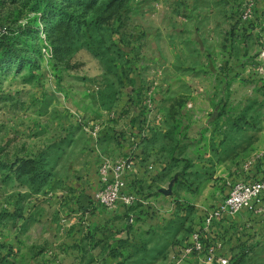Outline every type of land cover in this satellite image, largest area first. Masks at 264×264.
Returning a JSON list of instances; mask_svg holds the SVG:
<instances>
[{"label": "rangeland", "instance_id": "obj_1", "mask_svg": "<svg viewBox=\"0 0 264 264\" xmlns=\"http://www.w3.org/2000/svg\"><path fill=\"white\" fill-rule=\"evenodd\" d=\"M0 30V264H202L183 248L264 179V0H0ZM103 140L138 202L88 242ZM233 247L264 264V241Z\"/></svg>", "mask_w": 264, "mask_h": 264}, {"label": "built area", "instance_id": "obj_2", "mask_svg": "<svg viewBox=\"0 0 264 264\" xmlns=\"http://www.w3.org/2000/svg\"><path fill=\"white\" fill-rule=\"evenodd\" d=\"M136 168L133 159L107 158L102 161L98 167V187L93 196L96 204L104 209L122 211L134 206L138 202L137 194L132 191ZM263 206L264 179L232 185L226 198L209 213L201 232L193 236L191 245L183 248L184 255H203L202 264H231L230 258L222 253L224 244L218 235L222 222L244 211L260 212Z\"/></svg>", "mask_w": 264, "mask_h": 264}, {"label": "crops", "instance_id": "obj_3", "mask_svg": "<svg viewBox=\"0 0 264 264\" xmlns=\"http://www.w3.org/2000/svg\"><path fill=\"white\" fill-rule=\"evenodd\" d=\"M91 143L92 144L89 145L90 148H93L97 154H95L96 156L93 157L88 156L83 159L84 163L86 164L85 167L87 166L86 169L83 170V172L89 174L90 180L95 179V181H97L96 175L98 174L97 173L98 163L106 160L107 158L115 159V157L118 156L116 155L117 148L115 147V145L111 144V142L106 143L105 140H103L102 142L99 141L98 145H95L93 141H91ZM86 160H90V161L86 163L85 162ZM136 164L138 163L136 162ZM138 168L139 165L136 168V172ZM138 175L140 176V173H138ZM254 175H253L254 177L257 176L255 173ZM78 196L79 198H77L76 204H79L88 198L87 199L88 204H86V206L83 205L88 212V220L87 222L83 220L82 223L80 222L74 223L75 224L73 226L75 230L74 233L75 235L77 234L76 235L77 237H83L82 234L87 232V236L85 238L86 241L88 240V242H92V241L99 242L102 240V235L100 234V232L102 233L104 232L105 229L106 230L110 229V227L109 228L107 227L108 222L106 221V219L115 218L116 216H118V214H121L123 211L119 209L109 210L99 207L98 205L94 204L95 201L93 199V196L90 194L86 195V193L80 192ZM82 209L83 207H80V210ZM220 229L222 230L223 233L226 232V236L229 235L230 237L229 240L231 241V243H229L226 246L224 245V250L222 253L227 255L231 260L232 257L230 255L229 249L237 245V243L239 244L240 241L247 242V244H256V245H258L259 242L264 241V206L260 212L250 213L244 211L232 219L224 220L222 222ZM236 236L238 238L240 237L241 239L238 240ZM222 243H224V241H221V244ZM97 249L98 248L95 246V248H93V252H98Z\"/></svg>", "mask_w": 264, "mask_h": 264}, {"label": "trees", "instance_id": "obj_4", "mask_svg": "<svg viewBox=\"0 0 264 264\" xmlns=\"http://www.w3.org/2000/svg\"><path fill=\"white\" fill-rule=\"evenodd\" d=\"M246 257V254H244L243 256H242V259H240V260H243V258H245Z\"/></svg>", "mask_w": 264, "mask_h": 264}]
</instances>
